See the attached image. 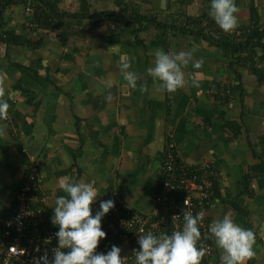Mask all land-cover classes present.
Masks as SVG:
<instances>
[{
  "label": "crops",
  "instance_id": "crops-1",
  "mask_svg": "<svg viewBox=\"0 0 264 264\" xmlns=\"http://www.w3.org/2000/svg\"><path fill=\"white\" fill-rule=\"evenodd\" d=\"M18 1L6 9L4 21L32 43L0 47V80L9 103L7 119L0 120L7 133L0 139L1 205L13 202L33 167L51 217L65 178L94 183L99 193L93 214L117 190L132 209L153 215L162 160L173 143L187 165L208 162L215 168L211 221L228 213L251 229L256 255L248 264H264V60L257 61L256 71L241 63L245 55L228 57L192 33L225 37L208 15L210 0H122L129 11L155 19L144 25L142 42L108 22L86 34L84 28L92 27L88 20H67L58 36L42 28L34 32L31 0ZM58 2L70 13L83 7L92 14L117 10V0ZM235 2L237 29L253 25L264 33V0ZM156 49L169 54L195 49L202 68L189 65L188 83L175 93L158 91L145 71ZM257 52L258 58L264 55L263 49ZM124 62L138 76L134 89L121 74ZM194 71L198 86L191 84ZM109 93L111 102L105 100ZM214 247L210 264H219Z\"/></svg>",
  "mask_w": 264,
  "mask_h": 264
},
{
  "label": "clouds",
  "instance_id": "clouds-1",
  "mask_svg": "<svg viewBox=\"0 0 264 264\" xmlns=\"http://www.w3.org/2000/svg\"><path fill=\"white\" fill-rule=\"evenodd\" d=\"M239 8L235 0H210L208 15L224 33H232L239 27ZM195 49L181 50L169 54L161 49L154 52L152 66L146 68V73L152 78L158 91L175 93L188 83L185 69L191 65L193 70L202 68L203 60L194 58ZM128 62L120 64V71L130 88L137 87V74L130 70ZM191 77L192 86H198ZM6 84L0 80V120L8 115L9 103L4 99ZM113 99L109 93L105 100ZM7 133L0 127V139ZM64 193L55 199L51 223L58 227L55 233L57 246L52 251L49 261L47 256H41L43 264H125L126 257L121 256V248L113 245L106 253L97 252L99 242L106 237L102 230L103 217L114 208V201L101 200L99 208L93 214L92 205L96 202L98 189L93 182L65 181L58 186ZM204 213L193 215L183 210V224L179 230L171 234L144 233L139 230L138 249H133L135 264H201L208 252L201 239V226ZM180 216L174 215L175 221ZM208 239L219 250V264H248L255 255V233L234 222L230 214L213 220L208 225Z\"/></svg>",
  "mask_w": 264,
  "mask_h": 264
},
{
  "label": "built area",
  "instance_id": "built-area-1",
  "mask_svg": "<svg viewBox=\"0 0 264 264\" xmlns=\"http://www.w3.org/2000/svg\"><path fill=\"white\" fill-rule=\"evenodd\" d=\"M229 35L242 37L239 30ZM214 174L208 162L197 166L184 163L175 144L169 143L160 170V177L165 181L154 199L158 207L156 212L144 215L132 209L120 193L113 190L111 200L115 206L101 221L106 237L99 242L96 251L106 253L116 245L121 248V256L126 257L125 264H135L133 249L139 248V230L143 229L145 234L149 231L155 235L171 234L182 227L185 209L193 215L204 213L200 231L208 252L201 264L209 262L214 255L213 246L206 243L208 225L212 222L210 215L215 208L211 202L214 182L210 179ZM41 187L42 181L31 167L21 185L17 186L13 202L7 207L0 203V264H43L40 258L44 255L51 260L52 251L57 246L55 233L58 227L51 223L47 197ZM179 193H182L181 203L176 200ZM174 215L180 218L173 221Z\"/></svg>",
  "mask_w": 264,
  "mask_h": 264
},
{
  "label": "trees",
  "instance_id": "trees-1",
  "mask_svg": "<svg viewBox=\"0 0 264 264\" xmlns=\"http://www.w3.org/2000/svg\"><path fill=\"white\" fill-rule=\"evenodd\" d=\"M20 1L18 0H0V47L2 45H6L8 48L18 47L22 45L30 46L32 40H28L22 35H17L13 28L6 27V23L4 21V14L7 8L13 6L14 4H18ZM33 10L30 13V20L35 23L36 29L34 32H37L38 29L42 28L46 32H56L60 28H64L66 25V21L69 19H73V21L85 22L91 21L92 27L90 29L83 30L84 33L88 34L92 32V29L100 27L102 23L108 22L110 25L114 27V31H123L129 33L132 36H135L138 42H142L140 40V34L145 30V24H150L155 22V19H151L147 15L140 14L136 10L129 11V7L122 0H117V10L114 11H101L90 13V11L83 7L79 12H64L59 8L58 0H31ZM157 24V23H154ZM162 26L161 24H157ZM144 26V27H143ZM166 29H172L170 26H165ZM37 30V31H36ZM241 31L242 37L235 38V36L229 35V33H225V37L216 38L213 35L207 33L204 35L200 31H192V33L196 34L198 37L203 38L208 43L216 46L220 49H223L228 57L238 56L240 58L242 55H245L241 60L245 62L244 64H248L250 67L256 70L257 61L264 60V55L258 58V49L264 50V33L258 32L256 27L253 25L248 29H236ZM248 30V31H247ZM40 39L39 42H41ZM235 62V60H233ZM236 64H232L231 68L234 69ZM257 71V70H256ZM167 151V146H166ZM165 151V154H166ZM212 169L215 171L214 176L210 179L214 182L212 193L213 197L211 202L215 204L217 201V192H218V173L214 167ZM165 180L162 181L161 177H158V190L161 185H163ZM182 193H179L176 197L177 203H181ZM207 244H210L215 249L212 241L208 239L206 241ZM214 256V255H213ZM213 258V257H212ZM211 258V260H212ZM209 262H205L204 264H210Z\"/></svg>",
  "mask_w": 264,
  "mask_h": 264
}]
</instances>
